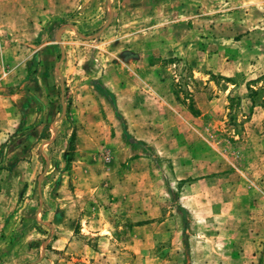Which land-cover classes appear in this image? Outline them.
<instances>
[{
    "label": "rangeland",
    "instance_id": "rangeland-1",
    "mask_svg": "<svg viewBox=\"0 0 264 264\" xmlns=\"http://www.w3.org/2000/svg\"><path fill=\"white\" fill-rule=\"evenodd\" d=\"M2 145L0 264H264V0H0Z\"/></svg>",
    "mask_w": 264,
    "mask_h": 264
},
{
    "label": "trees",
    "instance_id": "trees-1",
    "mask_svg": "<svg viewBox=\"0 0 264 264\" xmlns=\"http://www.w3.org/2000/svg\"><path fill=\"white\" fill-rule=\"evenodd\" d=\"M231 80V79H230ZM3 146L4 145H2L1 147H0V152H1V149L3 148ZM181 210H183V209H181ZM184 222H185V228H188V224H189V222H188V219H187V216L185 215L184 216Z\"/></svg>",
    "mask_w": 264,
    "mask_h": 264
}]
</instances>
